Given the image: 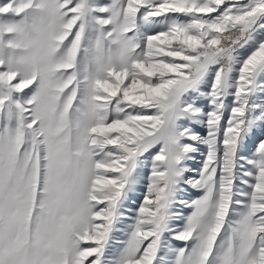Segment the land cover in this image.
<instances>
[{"label":"snow or ice","instance_id":"1","mask_svg":"<svg viewBox=\"0 0 264 264\" xmlns=\"http://www.w3.org/2000/svg\"><path fill=\"white\" fill-rule=\"evenodd\" d=\"M0 264H264V0H0Z\"/></svg>","mask_w":264,"mask_h":264},{"label":"rangeland","instance_id":"2","mask_svg":"<svg viewBox=\"0 0 264 264\" xmlns=\"http://www.w3.org/2000/svg\"><path fill=\"white\" fill-rule=\"evenodd\" d=\"M139 194V193H138ZM182 198H184V199H187L188 198V196L187 195H185L184 197H182Z\"/></svg>","mask_w":264,"mask_h":264}]
</instances>
